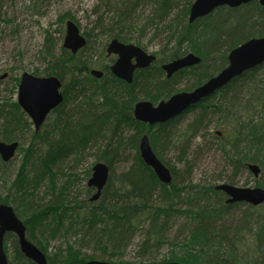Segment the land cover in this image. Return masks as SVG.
I'll return each instance as SVG.
<instances>
[{
  "label": "trees",
  "instance_id": "obj_1",
  "mask_svg": "<svg viewBox=\"0 0 264 264\" xmlns=\"http://www.w3.org/2000/svg\"><path fill=\"white\" fill-rule=\"evenodd\" d=\"M142 1L144 0H117L118 20L106 35L129 41L128 28L134 26L128 27L121 22L132 21L134 12ZM192 1L151 0L156 6L151 22L159 27L162 20H168L165 27L174 44H164L158 51V61L147 69L138 70L132 84L114 76L109 67H103L104 64L100 65L98 61L96 65L90 64L89 59H92L93 54L82 58L81 52L86 47L78 54H73L60 44L58 53L55 49L59 43L46 31L45 42L40 50L42 60L48 64L44 74L57 75L66 80L65 101H76L72 111L75 115L79 113L76 120L70 117L71 110L67 113L64 105V114L59 117L62 126L54 121L51 129L36 132L32 129L33 123L16 100L11 98L1 105L0 140L20 141L19 152L25 153L22 166L11 183L10 195L19 203L14 207L17 214L24 213L27 236L40 243L36 238L37 233L54 238L61 236L66 242L65 248L59 249L60 256L56 253L47 256L48 264H88L80 249H73L76 245L81 248L87 243L88 235L89 239L95 238L99 243L104 258L114 256V250L124 248L139 228L146 232L142 243V248L146 251L154 253L164 244L169 245L161 261L180 264H264V204L253 206L245 202L227 203L226 194L217 190L215 183H194L188 178L178 182L175 178L178 172L174 167H171L173 181L170 184L161 182L153 169L143 162L139 152L140 139L151 125L135 119V100L122 97L132 94L133 97L140 98V94H143L150 98L151 93L164 90L167 98L176 92L177 78L185 77L186 74L194 82L189 88L193 89L228 64V53L232 48L251 37L264 35V6L258 1L239 7L220 6L209 15L191 23L188 16ZM119 7H123L121 11ZM237 13H242L243 16L237 19L233 16ZM67 18L75 19L71 14L65 13L59 17V21L63 22ZM223 18L224 22L221 21ZM216 26H220L219 31L223 32L215 36L212 41L215 46L211 48L210 38L215 35ZM245 29L247 34L244 37L242 34ZM229 32L233 34L229 35ZM85 35L89 43L90 34L85 32ZM189 51L200 55L201 63L167 78L161 64ZM94 66L105 70L103 78L97 79L91 75L90 70ZM19 81L18 77L12 78L14 93ZM116 97L119 102L113 107L111 102H116ZM101 98L102 106L98 104ZM165 98L158 97L153 101ZM197 108L199 111L195 119L178 132H172L166 126L180 119L183 114L167 123L151 127L157 128L148 133L157 154L159 155L160 141H172V145L183 146L184 150L180 155L181 161H185L183 156L187 154L186 148L198 137L200 124L212 112L219 116V121L224 125L221 136L217 138L220 139V150L227 167L233 174L226 183L236 184V176L243 171L251 173L248 164L255 163L260 166L261 173L254 180L257 186L264 188V62L233 79L227 86L198 104ZM111 117L135 130L129 143L137 147L136 162L127 171L116 174L112 166L114 157H118L119 150L116 151V148H119L116 145L113 150L111 146L115 144L112 142L113 137H110L97 160L107 163L111 167V174L95 206L89 201L91 206L88 207L87 203L81 204L73 198L69 193L68 182L62 185L58 192V196L59 193L62 196L55 203L34 201V192L41 183H46L48 189L57 184L54 182L53 168L58 159L73 153H83L88 145L98 140ZM117 128L115 124L116 131ZM27 134L31 135V142L27 148H23L22 143ZM38 152L40 158L36 157ZM185 162L190 161L187 159ZM6 164L0 157V169ZM92 190L87 187V193ZM9 199L6 202L11 204ZM71 203L75 207H71ZM241 206H245V209L238 214L235 209ZM24 210L31 211L25 213ZM177 215L185 218V223L180 227V233L184 234L171 239L170 222L172 220L175 223ZM64 221L69 222V226H65ZM72 236L75 237L73 243L69 241ZM6 237L15 238L14 247L19 264H37L21 252L18 238L14 234L8 233ZM41 244L38 243V246L45 248Z\"/></svg>",
  "mask_w": 264,
  "mask_h": 264
},
{
  "label": "rangeland",
  "instance_id": "obj_2",
  "mask_svg": "<svg viewBox=\"0 0 264 264\" xmlns=\"http://www.w3.org/2000/svg\"><path fill=\"white\" fill-rule=\"evenodd\" d=\"M116 4L117 0H0V76L8 73L6 78L0 79V107L3 103L11 100V98L13 101L17 99V88L15 93L13 92V77L20 78L24 72L45 76L44 71L47 70L46 68L48 67V64L45 60H42L40 50L43 48L46 31L48 30L51 36L57 40L56 43H59L57 49H55V51L59 53V46L63 43L66 30L65 21L68 19H65L63 22L59 21V17L62 14H71L80 25L83 32L90 34V42L86 46V49L81 52L83 55L81 57L88 58L90 54H93L92 59H89L90 64L93 63V65H96V61H98L100 65L104 64L103 67H109V57L106 56L104 58V55L101 56V53L102 48L104 46L106 47L112 38L106 35L108 33V29L116 25V21L118 20L116 14L118 8ZM122 8H120L119 11H121ZM155 13V4L151 2V0H144L139 8H137L134 12L132 21L126 20L121 22L125 23L128 27L131 25L134 26L132 28H128L131 42H138L139 45L143 46L147 51L153 53L159 51L164 44H170L169 46L174 44V40L170 37V32L165 27L168 20H162L159 27L151 22V18L154 17ZM233 16L239 19L243 16V14L237 13ZM224 19L225 18L221 19V21L224 22ZM219 30L220 26H216L214 30L215 35L210 38L211 48L215 46V44L212 43L215 36L217 37L220 32H223ZM246 30L247 29H245L244 34H242L244 37L247 34ZM229 33V35L233 34L231 32ZM227 39L230 38L227 37ZM94 67L100 68L99 66ZM184 76L185 77L177 78L175 83V93L188 91V89L193 86L194 82H192L191 77L189 78L188 74ZM63 81L66 82L65 79H63ZM121 93L122 91H120V94ZM143 93L146 95L145 91H143ZM133 96L134 95L132 94H128L123 95L122 97L126 98V100L130 98L131 100H135V104L141 100L154 102L153 100L155 98H165L166 93L164 90L154 92L151 93L150 98H146L143 94H140V98ZM116 98V102H111L113 107L119 102V98ZM210 101L213 100L211 99ZM75 102H70L69 100L67 103L66 101L64 102L63 107L65 105L67 113H69L68 110L73 111V104H75ZM102 103L103 99L101 98L98 104L102 106ZM154 103L156 104L157 102ZM105 109L107 112L109 111V109ZM198 111L199 109L197 107L191 109L183 114L180 119L172 122L169 126H166V129L171 128L170 130L172 132H178L195 119ZM77 116L78 115H75L74 112L71 118L76 120ZM113 116L114 115L112 114V117ZM55 117L56 113H52L48 120L43 124L40 131L44 132L51 129L52 123L55 121ZM112 117L109 122L105 124L98 140H96L93 144L88 145L83 153H73L70 156L58 159L54 168L52 167L55 171L54 182L57 184H53L52 189H48L46 183H41V185L34 192V201H37L38 203L54 201L55 203L60 200V196H62L60 193L58 196V192L62 189V185L66 184L64 182H68V188L70 187L69 193L73 198L77 199L81 204L87 203L88 207L91 205L95 206V202H92L91 205L88 204L90 201L89 197L93 195L96 190L94 189L87 193V182L91 177L94 164L99 162L97 160L98 156L101 155V152L106 147V143L109 142L110 137H113L112 142L115 144L114 146H111L113 150H115L114 147H116V145H118L119 148H116V151L119 150L117 152L118 157H114L112 166V169L116 174H121L122 172L127 171L131 165L136 162L138 156L137 147L134 144L129 143L131 136L135 134V130L124 122L113 120ZM219 119L220 118L217 114L210 112L204 119L203 123L200 124V129L197 135L198 137L190 143L189 148L186 146L187 154L183 157L185 158V161L189 159L191 164L190 162H188V164L185 161H181L182 157L180 154L182 150H184L182 145L177 146L174 143L172 145V141L171 143H165V140L159 142L158 153L160 156L155 150L154 151L164 164L170 168V170L171 167H174V169L176 168L175 170L178 173L175 178L178 182H183V179L188 178L189 181L194 183L220 184L226 182L229 177L233 176L231 170L227 167L225 158L220 150V139L218 140L217 138L221 135H218L216 131L224 130L223 122L219 121ZM1 124L2 122L0 121V138ZM115 124L118 127L117 131L114 129ZM151 127L146 130L147 133L145 134H148L150 131L152 132L153 130H157V128L151 129ZM32 129L34 130V126H32ZM114 131L115 133H113ZM30 142L31 135L27 134L24 137L22 147L27 148L30 145ZM24 156V152H18L16 157L10 163L1 167L0 204L7 203V198L11 199L13 207L19 204L18 201L13 200L12 195H10V188L12 181L16 178L19 169L22 166ZM236 180L237 182L234 185L242 187H257L256 181L254 180V174L252 172L243 171L241 174L236 176ZM68 197L70 198V196ZM71 207H75V204L71 203ZM244 209L245 206H241L236 208L235 211L240 214ZM30 211L31 210H24L25 213H29ZM19 215L20 218L23 219L24 213L23 215ZM174 220L175 223L172 220L170 222L171 232L169 235L171 239L176 236L181 237L183 236L182 234H184V232L180 233V227L185 223L184 216L177 215ZM64 223L65 226H69V222L64 221ZM145 237L146 232H144L143 228H139L134 232V235L129 243L122 249L120 248L119 250H114L115 255L111 257L106 256L104 258L102 256L104 253L98 245L99 243L95 241V238H93V240L89 239V235L87 237V243L82 245L81 248L76 245L73 249H80L81 255L85 257L88 262L90 260L125 264H153L167 262L166 260H161L165 257L164 255L168 251L169 245L167 243L164 244L161 249L154 251V253L146 251L142 248V243ZM28 238L37 246L38 243L39 245L42 243L41 245L45 246V248L41 250L46 254V256H51L54 253L60 256L59 249L65 248L66 246L65 239L61 236L54 238L37 233L36 238H38L41 243L39 241L37 242L36 239H33L30 236H28ZM14 239L15 238L13 237H8L5 240V250L9 264H19L15 252ZM74 239L75 237L72 236L69 241L73 243ZM80 252L78 255H80ZM63 256L67 257V254H64ZM153 260H155V262Z\"/></svg>",
  "mask_w": 264,
  "mask_h": 264
},
{
  "label": "water",
  "instance_id": "obj_3",
  "mask_svg": "<svg viewBox=\"0 0 264 264\" xmlns=\"http://www.w3.org/2000/svg\"><path fill=\"white\" fill-rule=\"evenodd\" d=\"M255 0H195L190 8L189 21L194 22L204 17L220 6L238 7ZM264 6V0H257ZM87 43V39L81 34L79 26L73 21L66 22V35L64 46L73 53H77ZM109 52L119 54V58L112 65L114 75L124 79L128 83L134 80L137 69L149 67L155 60V54H149L134 44H125L118 39H113L109 45ZM136 61L133 62V59ZM201 57L195 53H188L184 57L175 59L163 65L167 76L171 77L178 70L200 63ZM264 62V35L252 37L240 45L234 47L228 54V65L205 83L191 91H182L173 94L168 99L161 100L156 105L150 101L142 100L134 106V116L138 121L156 124L166 122L202 101V99L223 88L236 77ZM92 74L100 78L101 70L93 69ZM3 74L1 78H5ZM62 82L56 76H35L29 72L21 75L18 88V103L31 118L36 128L45 121L48 114L59 106L64 95L61 92ZM18 141L10 143L0 141V154L4 161H10L17 153ZM140 153L143 161L153 168L158 178L165 183L173 179L171 170L155 154L148 135H144L140 141ZM248 168L259 176L261 168L258 164L250 163ZM110 176V167L104 162H98L93 166V173L88 183L95 186L97 192L91 200H97L106 186ZM217 190L226 193L229 198L227 203L247 202L254 206L264 203L263 187H242L230 183H220ZM26 225L17 216L14 208L8 204H0V264H9L4 247L6 232H14L18 236L21 252L37 264H48L46 254L26 236ZM88 264H125L108 261L90 260ZM153 264H180L178 262L153 263Z\"/></svg>",
  "mask_w": 264,
  "mask_h": 264
},
{
  "label": "flooded vegetation",
  "instance_id": "obj_4",
  "mask_svg": "<svg viewBox=\"0 0 264 264\" xmlns=\"http://www.w3.org/2000/svg\"><path fill=\"white\" fill-rule=\"evenodd\" d=\"M89 34V33H88ZM85 37L87 38V40H88V37L85 35ZM111 37V36H110ZM113 39H118L119 41H121L122 43H125V44H134V45H137V46H141V45H139V43L137 42V43H135V42H131V40H129V41H126V40H121L120 38H118V37H114V36H112V38H111V40L108 42V44L106 45V47L104 46L103 48H102V53H101V56H103L104 58L107 56V57H109V60H110V65H109V68L111 69V66L117 61V59L120 57L119 56V54H117V53H115V52H109V45H110V43H111V41L113 40ZM144 50H145V52H147V53H153V52H149V51H147L143 46H141ZM105 49V50H104ZM105 51V52H104ZM154 54H156L157 56H158V51L157 52H155ZM136 61V58H134L133 59V62H135ZM101 70V69H100ZM102 71V70H101ZM60 80H61V82H62V86H61V92L63 93V95H64V100H65V97H66V93H67V89H64V85H65V81H63V79L62 78H60L59 76H57ZM210 96H212V95H210ZM64 102L65 101H63V103H61L56 109H54L52 112H51V114L53 113V114H55L56 113V117H55V121H57L58 122V126H62L61 125V123H62V121H60V115L61 114H64V110H63V104H64ZM73 113L74 112H72L71 111V114H70V117H72V115H73ZM77 114H79V113H77ZM71 127V126H70ZM67 130H68V128H67ZM60 158H62V157H60Z\"/></svg>",
  "mask_w": 264,
  "mask_h": 264
},
{
  "label": "bare ground",
  "instance_id": "obj_5",
  "mask_svg": "<svg viewBox=\"0 0 264 264\" xmlns=\"http://www.w3.org/2000/svg\"><path fill=\"white\" fill-rule=\"evenodd\" d=\"M224 68H225V67H224ZM224 68H223V69H224ZM223 69H222V70H223ZM220 71H221V70H220ZM220 71H219V72H220ZM72 136L74 137L73 133H72ZM38 156H39V158H40V153H39V152H38V154L36 155V157H38ZM41 157H42V155H41Z\"/></svg>",
  "mask_w": 264,
  "mask_h": 264
}]
</instances>
